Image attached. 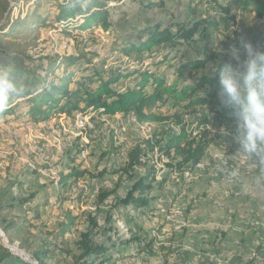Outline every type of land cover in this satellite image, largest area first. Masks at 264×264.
<instances>
[{
    "label": "rangeland",
    "instance_id": "374dc122",
    "mask_svg": "<svg viewBox=\"0 0 264 264\" xmlns=\"http://www.w3.org/2000/svg\"><path fill=\"white\" fill-rule=\"evenodd\" d=\"M156 1H162L164 7L150 9L144 2L134 0L111 2L110 34L100 29L93 32L77 28L64 32V27L55 22L56 8L50 5L53 0L45 1L40 11L51 16L40 27V40H44L40 47L60 54L92 51L107 56L108 61L118 56L122 67H136L141 55H121L117 47L127 40H136V31L143 26L158 22L165 25L174 19L192 17L190 0ZM32 7V2L23 1L13 16L26 13ZM198 9L206 18L213 16L209 5H198ZM231 10L236 15L234 24L229 21L222 27L225 34L213 30L206 39L212 45L211 50L217 53L216 59L207 62L208 71H212L214 61L229 60L226 53L219 52L221 47L227 50L233 46L232 39L244 37L264 50L263 42L253 40L264 30V20L246 11ZM193 45L200 47L198 43ZM160 52L161 48L152 50L155 56ZM3 59L0 55V60ZM93 59L97 67H105V62L97 57ZM79 65L86 67L84 61ZM144 65L150 66L149 59ZM87 68L89 73L93 72L92 65ZM168 78H173L172 70ZM133 80H122L119 86L123 88ZM154 111L165 115L174 113L175 109L167 105ZM87 115L91 126H77L78 112L74 116H55L40 124L27 118L0 122V244L6 246L5 241L12 244V253L34 263L28 248L17 240L20 238L11 242L9 237L26 218L32 217L34 207L41 212L48 228L56 226L66 210L71 209L79 215L78 230L84 229L87 214L97 217L101 225L99 239L109 242L111 238L118 243L111 251L123 257L117 264H264V159L239 150L230 133L235 131L233 117L201 126L200 129H209L215 140L197 164L174 168L169 173L167 163L172 160L165 152H159L158 146L155 152L144 156L134 169V180L150 167L155 168L157 178L152 183L148 204L133 209L114 205L117 198L126 196L132 180L126 177L119 180L112 174L86 175L78 179L76 186L66 188L60 183L66 173L63 163L73 153L75 162L70 163L71 167L98 174L110 166L123 165L136 142L169 128L166 135H160L167 139L179 128L167 123H141L124 114L104 116L90 111ZM206 115L209 112L204 107L186 115L187 129L198 133L194 128L198 119ZM112 145L117 150L110 153ZM163 178L165 181L160 184ZM103 189L114 193L101 202L99 194ZM79 193L82 200L77 203ZM31 194H36L31 204L20 203L23 196ZM76 238L77 232L73 230L69 240ZM121 240L129 242L120 245Z\"/></svg>",
    "mask_w": 264,
    "mask_h": 264
},
{
    "label": "trees",
    "instance_id": "16d2710c",
    "mask_svg": "<svg viewBox=\"0 0 264 264\" xmlns=\"http://www.w3.org/2000/svg\"><path fill=\"white\" fill-rule=\"evenodd\" d=\"M23 1L32 2V9L14 17L15 9ZM45 1L49 0H0V55L5 57L0 60V69L13 70L17 82L24 87L23 95L10 99L8 107L0 111V122L27 118L40 124L59 114L74 116L78 112L85 118L91 111L106 115L121 113L133 116L141 123L177 126L179 131L173 132L167 139L160 135H166L169 128L162 129L149 139L136 142L129 150V158L117 168L110 166L94 174L71 167L70 163L75 162L73 153L63 163L66 173L60 183L64 187L76 186L78 179L86 175L99 177L112 174L118 176L119 180L126 177L132 180L131 187L125 197L115 200L114 205L131 206L133 209L145 207L157 175L155 168L150 167L145 174L134 180V169L142 163V158L155 152L158 146L159 152H165L172 160L167 163L169 173L174 168L177 170L189 164H197L215 140L211 131L200 129L201 126L222 123L232 118L221 102L215 73V68L226 61H214L212 71L206 69L207 62L217 58V53L211 50L212 45L206 41L208 35L213 30L225 34L226 30L222 27L229 21L234 24L236 15L232 8L252 13L263 21L264 0H190L192 17L174 19L165 25L162 22L148 24L136 31V40H127L117 47L116 51L121 55H141L136 67H122L118 56L108 61L107 56L92 51L75 54L46 52L44 47H40L44 42L40 40V27L45 26L51 16L46 11H40ZM114 1L53 0L50 5L56 8L55 22L64 27V32L70 28L93 32L100 29L110 34L113 23L109 4ZM134 1L144 2L150 9L164 7L162 1ZM202 4L211 7L214 12L212 17L206 18L200 13L198 5ZM232 40L233 44L238 43V40ZM253 40L264 44V30L254 36ZM194 43L200 44V47H195ZM155 47L161 48L160 54L156 56L152 53ZM146 53L147 56L144 55ZM93 57L105 62V67H97ZM146 59L150 61L148 67L144 65ZM81 61L86 63V67L79 65ZM90 65L92 73L87 71ZM171 70L173 78L169 79ZM132 78L134 80L129 85L123 88L119 86L122 80ZM167 105L175 109L174 113L162 115L154 111L159 106ZM203 107L209 115L198 119L194 128L198 133L195 134L194 130L187 129L185 116L197 113ZM116 150L117 147L112 145L110 153ZM163 181L165 178L160 184ZM113 193L114 190L103 189L99 201L103 202ZM35 196H23L20 203L28 206ZM77 196L79 203L82 198L80 193ZM58 200L65 202L61 197ZM32 214L30 219L26 218L17 227L9 240H18L21 246H26L31 259L37 264H117L123 258L111 253L117 247V242L111 238L109 242L99 239L101 225L91 213L86 215L85 227L81 230L77 226L79 215L71 209H67L64 217L52 228L47 227L38 208H32ZM73 230L77 232V238L71 241L69 238ZM121 242L120 245L129 240ZM0 264L35 263L21 258L0 244Z\"/></svg>",
    "mask_w": 264,
    "mask_h": 264
},
{
    "label": "clouds",
    "instance_id": "9594fccd",
    "mask_svg": "<svg viewBox=\"0 0 264 264\" xmlns=\"http://www.w3.org/2000/svg\"><path fill=\"white\" fill-rule=\"evenodd\" d=\"M237 40L227 50L220 44L219 53H226L229 60L215 68L219 95L234 119L235 131H229L239 150L264 159V50L244 37ZM23 93L15 72L0 69V111Z\"/></svg>",
    "mask_w": 264,
    "mask_h": 264
},
{
    "label": "bare ground",
    "instance_id": "6f19581e",
    "mask_svg": "<svg viewBox=\"0 0 264 264\" xmlns=\"http://www.w3.org/2000/svg\"><path fill=\"white\" fill-rule=\"evenodd\" d=\"M92 125V123L90 122V120L89 119H87V118H84V117H82L81 115H80V117L78 118V120H77V126L79 127V126H81V127H83V126H85V125ZM3 233V232H2ZM3 237V239H4V235L2 236ZM4 241H5V239H4ZM5 244H6V246L11 250L14 246H12V244H7V242L5 241ZM16 245V244H15ZM23 251V250H22ZM35 264H37L36 262H34Z\"/></svg>",
    "mask_w": 264,
    "mask_h": 264
},
{
    "label": "crops",
    "instance_id": "0c3cea01",
    "mask_svg": "<svg viewBox=\"0 0 264 264\" xmlns=\"http://www.w3.org/2000/svg\"><path fill=\"white\" fill-rule=\"evenodd\" d=\"M239 11V10H238ZM242 11V10H241ZM119 115L121 114V113H118ZM118 114H116V115H118ZM62 115H64V114H59V115H57L56 117H59V116H62ZM102 115H104V116H114V115H106V114H102ZM147 124V123H146ZM233 158H235V157H233Z\"/></svg>",
    "mask_w": 264,
    "mask_h": 264
},
{
    "label": "built area",
    "instance_id": "2783aa9c",
    "mask_svg": "<svg viewBox=\"0 0 264 264\" xmlns=\"http://www.w3.org/2000/svg\"><path fill=\"white\" fill-rule=\"evenodd\" d=\"M136 119V118H135ZM12 251H14L13 249H12ZM22 256H26V254H21Z\"/></svg>",
    "mask_w": 264,
    "mask_h": 264
}]
</instances>
